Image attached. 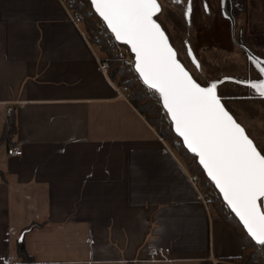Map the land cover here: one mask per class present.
<instances>
[{"label":"crops","instance_id":"obj_1","mask_svg":"<svg viewBox=\"0 0 264 264\" xmlns=\"http://www.w3.org/2000/svg\"><path fill=\"white\" fill-rule=\"evenodd\" d=\"M82 30L60 0H0V264L20 239L36 264H242L235 225L116 97Z\"/></svg>","mask_w":264,"mask_h":264},{"label":"snow or ice","instance_id":"obj_2","mask_svg":"<svg viewBox=\"0 0 264 264\" xmlns=\"http://www.w3.org/2000/svg\"><path fill=\"white\" fill-rule=\"evenodd\" d=\"M90 3L115 40L130 46L135 71L158 95L183 144L198 157L252 240L264 245V150H258L222 102L217 91L222 81L202 86L180 62L168 35L154 18L162 11L158 0ZM191 10L189 6L187 11ZM196 66L199 68L198 63ZM256 67L264 74L261 62L257 61ZM247 83L264 97V79Z\"/></svg>","mask_w":264,"mask_h":264},{"label":"rangeland","instance_id":"obj_3","mask_svg":"<svg viewBox=\"0 0 264 264\" xmlns=\"http://www.w3.org/2000/svg\"><path fill=\"white\" fill-rule=\"evenodd\" d=\"M190 1L193 9L202 11L191 36L200 68L192 66L181 53L179 58L199 83L223 80L217 89L220 97L227 96L222 102L258 150H264V98H247L248 94L259 96L247 82L264 79L256 67L257 61L264 66V0H221L222 15L215 8L207 15L200 0H159L162 11L158 20L172 33L184 31L183 18ZM188 17L190 20V14ZM172 143V151L187 161L177 141Z\"/></svg>","mask_w":264,"mask_h":264},{"label":"trees","instance_id":"obj_4","mask_svg":"<svg viewBox=\"0 0 264 264\" xmlns=\"http://www.w3.org/2000/svg\"><path fill=\"white\" fill-rule=\"evenodd\" d=\"M170 1L172 2L174 0ZM215 1L217 0H200L201 9L208 15L210 13V10H213L215 8L216 12L221 15V12L218 8V4L216 6H213ZM73 2L77 8H80L82 10L86 8H91L89 0H73ZM175 5L176 4H174V7ZM201 12L202 11L200 9H194L190 13V20L188 19L189 17H187L184 13L183 22L185 24V30L182 32H180L179 30H173L172 33L169 28L164 24V21L158 20V16L161 13L158 14V16L156 17V19L159 21V23L167 33L170 42L175 48L177 54L181 53L184 58H186L185 60H187L192 66L195 67H197L196 64H199V61L197 53L195 51L196 47L192 45L191 36L193 35L198 16H200ZM94 17H97L94 12L85 14L86 23L90 24ZM188 49H191V52L195 57L196 64L191 59ZM107 55L110 61L107 70L109 77L116 81L117 84H125L127 86V99L129 100V102L137 109V111L145 118V120L155 129L158 135L168 145H171L173 144L172 142L177 141V146L181 147L183 153L185 154V159L187 160H183L184 165L190 171L199 174L203 179H205L206 176L204 175L201 167L198 165L196 157L190 154L184 148L179 137L174 134L171 123L168 120L166 112L163 110L159 99L155 98L145 89V87L137 80L135 74H133V72L129 70L128 66L124 64L122 60L110 54ZM177 57L180 60L179 55ZM185 67L188 69L186 65ZM253 96L257 99L260 98L259 96L252 94H248L247 98H251ZM221 98L223 100L225 97L221 96ZM16 129V121L15 119H13V117H10L5 123L1 140L9 139L12 135H14ZM212 208L215 209L217 215L224 219L225 222H227L229 225L230 223L234 224L235 228L237 229V233L241 237L243 246L241 256L237 259L239 263L264 264V252L261 251V249L264 248V245L256 244L247 235L242 225L239 223V221L235 218L233 214H231L230 216L226 210L216 204H214ZM42 226L43 224L31 223L22 232H26L34 228H42ZM15 254L18 258V262H16L15 264H36L33 257L26 251L22 239L16 242Z\"/></svg>","mask_w":264,"mask_h":264},{"label":"built area","instance_id":"obj_5","mask_svg":"<svg viewBox=\"0 0 264 264\" xmlns=\"http://www.w3.org/2000/svg\"><path fill=\"white\" fill-rule=\"evenodd\" d=\"M60 2L67 10L70 21L76 26H83V39L91 48L99 52L96 55V60L99 63L101 70L109 79L116 97L127 99L128 89L125 84H117L116 81L109 77L107 70L110 61L107 54L122 60L124 64L128 66L129 70L135 74L137 80L145 87V89L155 98H158V95L155 94L153 90L148 89L147 86L143 84L135 71L134 56L129 48L125 44L115 40L114 34L107 28L106 23L102 21V18L94 17L90 24L86 23L85 14L93 12L92 8H86L83 10L77 8L74 5L73 0H60ZM6 112L8 114L11 112L9 106L6 107ZM21 153V148L16 145H9L7 148L8 155H20ZM184 171L189 182L197 191L200 201L207 207V209L213 207L214 204H218L226 210L229 215H231L228 205L222 200L219 191L207 177L203 179L199 174L190 171L186 166L184 167ZM261 251L264 252V248H262Z\"/></svg>","mask_w":264,"mask_h":264},{"label":"water","instance_id":"obj_6","mask_svg":"<svg viewBox=\"0 0 264 264\" xmlns=\"http://www.w3.org/2000/svg\"><path fill=\"white\" fill-rule=\"evenodd\" d=\"M90 1V0H89ZM158 3H159V1H158ZM91 4V3H90ZM91 8H92V11L95 13V11H94V9H93V7H92V5H91ZM227 10H228V13L229 12H231V8L228 6L227 7ZM96 14V13H95ZM96 16L97 17H99L98 16V14H96ZM155 19H156V17H154ZM157 22L159 23V21L157 20ZM162 29H163V27H162ZM164 30V29H163ZM165 31V30H164ZM166 35H167V33H166ZM169 41H170V39H169ZM120 42V41H119ZM120 43H123V42H120ZM124 44V43H123ZM170 44H171V42H170ZM126 45V44H125ZM172 45V44H171ZM128 48H129V50H130V46H128V45H126ZM173 46V45H172ZM174 48V47H173ZM174 50H175V48H174ZM131 51V50H130ZM176 51V50H175ZM132 53V52H131ZM133 54V53H132ZM133 56H134V54H133ZM190 57L192 58V56L190 55ZM178 58V57H177ZM134 60H135V56H134ZM181 62V61H180ZM182 63V62H181ZM183 64V63H182ZM184 65V64H183ZM185 66V65H184ZM186 68V67H185ZM187 69V68H186ZM188 70V69H187ZM189 71V70H188ZM190 72V71H189ZM138 74V73H137ZM190 74H191V72H190ZM139 76V75H138ZM194 78V77H193ZM141 79V78H140ZM195 79V78H194ZM219 81H223V80H219ZM198 82V81H197ZM208 82H214V81H208ZM202 86H206V84H201ZM249 95H251V94H249ZM252 95H255V94H252ZM260 98H262V97H260ZM264 98V97H263ZM159 101H160V104L162 105V102H161V100L159 99ZM162 108H163V106H162ZM163 110L166 112V110L163 108ZM231 114V113H230ZM166 116H167V118H168V120L170 121V123H171V126H172V130H173V132H174V134L176 135V136H178L179 137V135L175 132V130H174V123L171 121V119H170V116L166 113ZM234 117V116H233ZM242 126V125H241ZM243 127V126H242ZM179 139L181 140V142H182V145L184 146V148L190 153V154H192V155H194L195 157H196V161H197V163H198V165L201 167V169H202V171H203V173H204V175L211 181V179H210V177H208L207 176V174H206V171L202 168V166L199 164V161H198V157L195 155V154H193V153H191L190 152V150H188L187 149V147H186V145H184L183 144V141H182V138L181 137H179ZM213 184H214V182L213 181H211ZM214 186H215V184H214ZM216 188V187H215ZM217 189V188H216ZM218 190V189H217ZM219 191V190H218ZM220 193V192H219ZM220 195H221V198H222V200L224 201V199H223V196H222V194L220 193ZM225 202V201H224ZM226 203V202H225ZM229 207V206H228ZM229 210L231 211V209H230V207H229ZM231 214H233L234 216H235V218L239 221V218L231 211ZM239 223L242 225V222H240L239 221ZM242 227H243V225H242ZM243 229H244V231L247 233V231H246V229L243 227ZM247 235L249 236V234L247 233ZM250 237V236H249ZM251 238V237H250ZM252 239V238H251ZM254 241V240H253ZM255 242V241H254ZM256 243V242H255ZM257 244V243H256Z\"/></svg>","mask_w":264,"mask_h":264},{"label":"flooded vegetation","instance_id":"obj_7","mask_svg":"<svg viewBox=\"0 0 264 264\" xmlns=\"http://www.w3.org/2000/svg\"><path fill=\"white\" fill-rule=\"evenodd\" d=\"M217 4H218L219 11L221 12V0H217ZM189 6L191 7V9H192L191 12H192V11L194 10V9L192 8V1H190V3L187 4V6H186L187 9H188ZM213 6H216V5L213 4ZM240 7H242V4H241ZM232 10H233V9H232ZM191 12H190V13H191ZM190 13L186 10L185 15L188 17V15H189ZM221 15H222V14H221ZM188 52H189V49H188ZM191 53H192V52H191ZM191 56H192L191 59L193 60V57H194L193 54H191ZM193 62H195V64H196V61L193 60ZM223 97H227V96H223ZM253 97H254V96H253Z\"/></svg>","mask_w":264,"mask_h":264}]
</instances>
